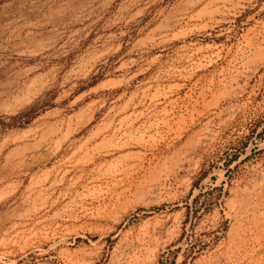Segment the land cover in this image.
Masks as SVG:
<instances>
[{
  "label": "rangeland",
  "instance_id": "1",
  "mask_svg": "<svg viewBox=\"0 0 264 264\" xmlns=\"http://www.w3.org/2000/svg\"><path fill=\"white\" fill-rule=\"evenodd\" d=\"M0 264H264V0H0Z\"/></svg>",
  "mask_w": 264,
  "mask_h": 264
}]
</instances>
